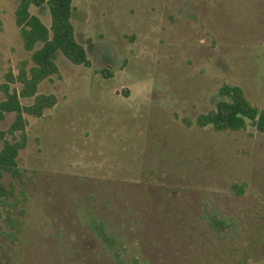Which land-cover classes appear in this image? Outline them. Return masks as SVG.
Returning a JSON list of instances; mask_svg holds the SVG:
<instances>
[{
    "label": "rangeland",
    "instance_id": "374dc122",
    "mask_svg": "<svg viewBox=\"0 0 264 264\" xmlns=\"http://www.w3.org/2000/svg\"><path fill=\"white\" fill-rule=\"evenodd\" d=\"M73 5L76 39L92 65L52 55L59 74L38 92L58 102L41 118L27 116L22 182L3 176L25 189L26 200L13 210L16 226L0 236L2 261L236 264L253 243L246 264H264V132L183 122L214 108L224 84L264 108V0ZM15 8V0H0V84L30 55ZM30 10L50 25L46 7ZM232 183H246L244 193L234 194ZM215 211L239 222L235 248L211 232L206 213ZM91 216L124 245L122 263L94 237Z\"/></svg>",
    "mask_w": 264,
    "mask_h": 264
},
{
    "label": "trees",
    "instance_id": "16d2710c",
    "mask_svg": "<svg viewBox=\"0 0 264 264\" xmlns=\"http://www.w3.org/2000/svg\"><path fill=\"white\" fill-rule=\"evenodd\" d=\"M15 1V23L23 49L30 55L17 63L16 74L9 69L5 75L6 81L0 84V92L5 96L0 101V124L6 120L8 114L14 115L8 127L0 129V236L10 234L4 231V227L13 229L16 226L13 210L20 202L26 200L25 189H18L14 183L6 185L3 176L6 173L22 182L23 171L18 164V156L28 144L27 116L41 118L58 102L56 95L38 92L42 81L59 74V67L52 55L60 51L74 64L85 67L92 65L85 47L75 37V27L71 21L75 11L73 0ZM31 7H46L51 18L50 25L47 26L38 15L32 13ZM111 76V72L105 73V77ZM218 95L220 99L214 108L198 114L194 120L183 118L186 126H209L216 132H240L251 125L258 132H264V108L251 103L241 87L224 84L218 89ZM23 99H31V103L23 105ZM245 187L246 183H232L230 190L240 196ZM206 218L211 232L228 247L232 246L229 248H235L240 236L239 222L234 217L220 215L217 211L206 213ZM88 227L105 251L113 254L122 263L124 245L105 221L91 216ZM253 251V243L247 248H242V258L236 264H246L252 258ZM0 264H6L2 261L1 252ZM130 264L145 262L133 259Z\"/></svg>",
    "mask_w": 264,
    "mask_h": 264
},
{
    "label": "crops",
    "instance_id": "0c3cea01",
    "mask_svg": "<svg viewBox=\"0 0 264 264\" xmlns=\"http://www.w3.org/2000/svg\"><path fill=\"white\" fill-rule=\"evenodd\" d=\"M75 37H76V29H75Z\"/></svg>",
    "mask_w": 264,
    "mask_h": 264
}]
</instances>
